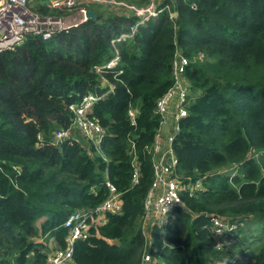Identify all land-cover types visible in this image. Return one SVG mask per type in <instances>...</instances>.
Listing matches in <instances>:
<instances>
[{"label": "trees", "instance_id": "1", "mask_svg": "<svg viewBox=\"0 0 264 264\" xmlns=\"http://www.w3.org/2000/svg\"><path fill=\"white\" fill-rule=\"evenodd\" d=\"M164 3L175 18L164 9L115 45L135 17L102 19L101 12L48 40L30 35L0 53V264H46L48 239L64 247L63 221L100 204L106 181L120 194L121 210L106 213L104 224L74 243L73 260L137 264L151 147L160 130L156 103L171 86L176 48L188 61L187 115L172 144L185 189L164 242L151 227L150 253L164 264H264V0ZM115 51L121 73H96ZM103 75L113 89L89 113L103 129L99 144L54 143L53 132L72 122L71 104L108 90L101 88ZM198 181L202 188L190 190ZM212 215L235 225L224 249L215 248ZM41 235L47 237L38 241Z\"/></svg>", "mask_w": 264, "mask_h": 264}, {"label": "built area", "instance_id": "2", "mask_svg": "<svg viewBox=\"0 0 264 264\" xmlns=\"http://www.w3.org/2000/svg\"><path fill=\"white\" fill-rule=\"evenodd\" d=\"M99 0H47L43 6L50 9H62L74 6L72 12L79 14L80 19L71 14L64 17L42 15L27 7V0H0V53L15 49L28 36H37L42 40H48L58 32L65 31L79 22L86 19V9L83 3ZM107 5H124L116 0H100ZM149 5L142 7H132L135 21L129 26L127 31L112 40L116 41L130 38L142 24L151 16H156L160 11L168 9V6H157L159 0H149ZM162 1V0H160ZM80 5V6H79ZM156 5V6H155ZM132 6V5H130ZM79 7V8H77ZM71 9V7H70ZM69 10V9H67ZM79 21V22H77ZM188 61L178 48L175 49L172 63V83L169 89L156 103V112L160 115V130L156 133L154 143L151 147V165L153 178L144 199V214L142 217V230L144 234V249L140 254L137 264H164L157 256L150 253V229L156 227L160 229V237L164 242L165 228L171 211L182 204L180 190H184L176 171L177 159L172 149L173 137L178 130V121L187 115V103L189 101L187 83L184 77L185 67ZM95 69L106 70L116 69L119 74V54L115 51L114 56L106 63L95 67ZM112 88L102 94L92 92L86 93L79 102L70 105L73 115L72 122L67 129H59L55 132L54 138L69 139L72 131L82 133L88 140L98 145L103 134L102 127L89 116L91 107L105 94L111 92ZM133 117V112H129ZM166 123V130L162 129V124ZM56 139V138H55ZM137 172L134 169L132 182H136ZM201 182H196L190 190L201 189ZM108 188L107 197L97 206L88 210H77L69 214L63 221V227L67 230L64 239L65 246H56L46 258V264H76L73 260V246L77 240L87 239L92 228H96L105 223L106 213H119L121 210V196L115 187L106 181ZM199 186V188H197ZM213 240L216 249L223 248L228 241V234L235 227L234 224L226 220L225 217L212 215ZM55 244V242H54ZM56 245V244H55ZM224 249V248H223Z\"/></svg>", "mask_w": 264, "mask_h": 264}, {"label": "rangeland", "instance_id": "3", "mask_svg": "<svg viewBox=\"0 0 264 264\" xmlns=\"http://www.w3.org/2000/svg\"><path fill=\"white\" fill-rule=\"evenodd\" d=\"M47 0H27V7L28 8H30L31 10H33V11H35V12H38V13H40V14H42V15H48V16H55V17H64V16H66V15H69L71 12H72V9H73V7L72 6H70L71 7V9H70V7H67V8H62V9H50V8H48L49 9V12L48 13H43V12H40V11H38V8H39V6H42L43 5V3H45ZM120 1H122L123 3H124V5H117V6H120V7H116V8H114V7H111L110 5H107V4H105V2H103V4H102V1H89V3H83V5H81V6H84V8L86 9V12L87 11H90V12H92L93 13V15L97 18V15L98 14H101V12H103V16H102V19H104L106 16H108V13H112V14H114V15H118V16H121L122 14H124L123 16H125V17H131V16H135L134 15V10L132 9V7H142V6H145V4L144 5H141V4H137V3H135V2H132V1H130V0H120ZM146 2H147V0H146ZM130 5H134V6H130ZM141 5V6H140ZM80 6V5H79ZM156 6V5H155ZM77 8H79V7H77ZM121 8H123V9H121ZM67 9H69V10H67ZM166 10H169L170 11V9L168 8V9H166ZM86 14V13H85ZM170 17H176L177 16V14H176V12H171L170 11ZM86 16V15H85ZM74 17H76V18H78L77 20H79L80 19V17H79V14H76V15H74L73 14V12H72V14H71V19H73ZM151 17H153V16H151ZM95 18V19H96ZM88 19H93V18H88L87 16H86V19L85 20H83V21H81V22H79V21H77V22H79L76 26H72L71 28H69V29H67L66 31H69V30H71V29H73V28H75V27H77L78 25H80L81 23H83V22H85V21H87ZM119 68H120V65H119ZM96 70V69H95ZM101 71H103V70H101V69H97L95 72L96 73H102ZM112 82L110 81V79L108 78V77H106V76H102V81H101V83H100V85L101 86H103V87H101V88H108V90H110L112 87V84H111ZM107 90V91H108ZM72 105V104H71ZM69 109H70V107H69ZM70 111H71V109H70ZM103 131V130H102ZM56 132V131H55ZM55 132H53V135H52V140L54 141V143H57V144H60L61 143V141H60V139L58 140V138L57 137H55L54 138V134H55ZM71 138H69V139H67V140H79V141H82V143L83 144H85L86 142V140L88 141V139L82 134V133H80V132H78V130L77 131H72V133H71ZM197 188H199V186H197ZM235 228V227H234ZM45 237H47V236H45V235H41V237L38 239V241H41V240H43V239H45ZM50 241L52 242V244L54 243V241H53V239H48V241H47V245H49V246H51L52 244L50 243ZM233 241H235V239L233 238ZM231 242H232V240H231ZM50 243V244H49ZM56 247V245L54 244L53 246H52V249L53 248H55ZM143 249H144V243H143V246H142V251H143ZM141 251V252H142ZM141 254V253H140ZM48 255H49V253H48Z\"/></svg>", "mask_w": 264, "mask_h": 264}, {"label": "crops", "instance_id": "4", "mask_svg": "<svg viewBox=\"0 0 264 264\" xmlns=\"http://www.w3.org/2000/svg\"><path fill=\"white\" fill-rule=\"evenodd\" d=\"M116 1H117V2H121V3H123V2L120 1V0H116ZM164 1H165V0H162V1L159 0V1L156 2V0H155V2H156L155 4H157V6H160V5L168 6L167 4L164 3ZM149 3H150V1L147 0V2L145 1L144 3H141V5H144V4H145V5H149ZM118 5H120V4H118ZM141 5H140V6H141ZM110 6H111V7H114V6H115L114 8H116V7H120V6H117V5H114V4H112V5H110ZM132 6H134V5H132ZM121 9H123V8H121ZM122 15H123V14H122ZM133 17H135V16H133ZM149 18H150V17H149ZM145 21H146V20H145ZM40 220H41V219H40ZM40 220L37 221V225L39 224ZM49 244H50V243H49ZM51 244H52V242H51ZM53 245H54V243H53L51 246L48 245V248H49V249H52V246H53ZM53 249H54V248H53Z\"/></svg>", "mask_w": 264, "mask_h": 264}, {"label": "water", "instance_id": "5", "mask_svg": "<svg viewBox=\"0 0 264 264\" xmlns=\"http://www.w3.org/2000/svg\"><path fill=\"white\" fill-rule=\"evenodd\" d=\"M86 16H87L88 18H93V19L96 18V17L93 15V13L90 12V11H87V12H86ZM166 126H167L166 123H163L161 127H162L163 130H166Z\"/></svg>", "mask_w": 264, "mask_h": 264}]
</instances>
